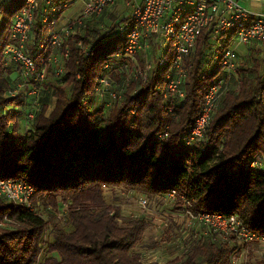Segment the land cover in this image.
Returning a JSON list of instances; mask_svg holds the SVG:
<instances>
[{
	"label": "trees",
	"instance_id": "16d2710c",
	"mask_svg": "<svg viewBox=\"0 0 264 264\" xmlns=\"http://www.w3.org/2000/svg\"><path fill=\"white\" fill-rule=\"evenodd\" d=\"M24 1L0 4V177L25 179L35 189L34 205L65 204L68 212L45 239L49 220L0 199V264H37L43 252L45 264H145L136 246L146 217L122 216L104 189L129 191L155 205L174 190L192 212L236 215L246 229L264 237V166H248L255 156L264 157V62L260 70L256 65L238 69L237 89L218 101L202 139L187 147L184 138L218 71L205 54L207 36H199L187 59L181 99L163 98L159 69L105 117L91 109L92 89L101 65L120 52L124 39L115 29L120 21L105 31L92 27L95 35L76 37L91 42L90 53L82 58L69 44L65 84L45 94L32 129L24 131L22 98L5 96L12 70L3 60L11 18ZM48 96L53 105L44 115ZM162 133L166 137L158 141ZM240 253L231 240L207 237L164 264H232Z\"/></svg>",
	"mask_w": 264,
	"mask_h": 264
},
{
	"label": "built area",
	"instance_id": "2783aa9c",
	"mask_svg": "<svg viewBox=\"0 0 264 264\" xmlns=\"http://www.w3.org/2000/svg\"><path fill=\"white\" fill-rule=\"evenodd\" d=\"M76 1L81 5L77 14L63 21L58 16L69 6L68 0H25L11 18L10 41L4 47L3 60L5 67H9L14 74L5 96L22 98L24 131L32 129L41 99L48 94V90L65 84V65L70 58L69 44L73 43L78 56L87 57L92 44L82 40L80 34L86 32L88 21L99 17L115 2ZM2 2L4 0H0V4ZM129 5L131 10L127 19L115 28L124 39L123 46L120 52L112 54L101 65V75L95 79L92 89V106L103 109L110 103H120L126 87L133 83L144 84L149 73L159 69L164 71L163 98L181 99L186 66H189L186 65L187 59L203 34L210 43L207 51L209 63L216 64L218 71L203 94L198 114L184 138V145L191 147L202 139L218 101L237 89L239 66L231 44L237 42L250 46L257 43L264 46V13H253L235 0H142L140 4L129 0ZM114 72L119 78L117 84L111 77ZM74 77L78 78L77 72ZM34 98L40 100L31 105V101L35 102ZM165 137L166 133H162L156 139L162 141ZM248 166L262 168L264 157L255 156ZM34 192V187L25 179L0 177V199L15 207H25L35 212ZM135 202L153 231L165 227L168 222L180 231V237L182 233L186 237L182 242H173L177 252L169 254L173 255L171 258L156 257V251L150 253L152 250L148 249L141 252V263L164 264L179 259L195 241L207 237L217 242L231 240L241 253H247L253 243H264V237L246 229L236 215L192 212L190 203L174 190L165 193L161 202L152 207L141 196L136 197ZM177 203L183 204L182 209L175 208ZM45 210L60 221L68 212L65 204L58 208L46 205ZM4 221L12 223L6 218ZM146 229L148 227L145 225ZM153 242L160 245L156 238H153Z\"/></svg>",
	"mask_w": 264,
	"mask_h": 264
},
{
	"label": "rangeland",
	"instance_id": "374dc122",
	"mask_svg": "<svg viewBox=\"0 0 264 264\" xmlns=\"http://www.w3.org/2000/svg\"><path fill=\"white\" fill-rule=\"evenodd\" d=\"M104 21H107V20L100 19V20H98V22H96V24H104ZM104 26L108 27L109 25H104ZM114 33H115V30H114ZM205 54H207L206 50H205ZM263 62H264V54L262 57H259L258 60H248L247 66L246 65L245 66L250 67L251 65L252 66L256 65L260 70L262 65H263ZM140 63L141 62H139V64ZM241 64H242V61L238 60V66H239L238 69L241 68V66H242ZM243 65H244V63H243ZM13 74L14 73H11V75H10L11 79H13ZM111 77L113 79L114 84H117L119 81L117 74L114 72ZM134 85L136 86V84H130L128 87L125 88L124 95H123L124 97L128 93L132 94L133 92H135L136 87ZM66 88H67V86L65 87V90H66ZM50 93H51V91L48 90L49 95H51ZM34 99H35V102L31 101V105L38 103L40 100L39 98L38 99L34 98ZM41 100H43V98ZM46 101H47L48 105L44 111V115H46L48 113V111L51 109V107L53 105V97L48 96ZM115 104L116 103H110V106H107V108H103V109H99V110H102L103 113L105 114L104 116L106 117L110 111L112 112V108ZM117 106H118V104H116V107ZM93 107L94 106L91 105L92 110H97L95 107L94 108ZM21 113L23 114V110H21ZM20 127H23L22 121L20 122ZM104 192H105V196H106V199L108 202H111L112 204L118 205L119 211H120L122 216L135 217V216L141 215L140 210L136 206V202H135L136 197L133 196V194L131 192L128 191L124 194H121V192H118L115 190L114 194H111L109 189H104ZM111 195L113 196L112 198H111ZM113 200H116V202ZM146 201L149 203L150 207H152L155 204V201H153V199L151 200L149 198L148 200L146 199ZM38 202L39 201H37V203L35 205V206H37V208L35 210H37L40 213V215H42L44 217V219L49 220L47 229L45 230V239H47L49 227H51L53 223H56V221H58V223H59L58 225H62L63 221L58 220L52 214L46 212V210L41 205L40 206L38 205L39 204ZM182 207H183V204H179V203H177L175 206V208H179V209H182ZM57 213L59 214L60 212L58 211ZM145 225L148 227V229H146L144 231V234L142 236L141 241L136 246V250L142 251V253L145 250L151 249L152 251L150 253L156 251V253L154 255L156 257H164L165 259L171 258L173 255H171V256H168V255L174 254L177 252L176 247L174 246L173 242H178L180 240L182 242L186 238L183 233L181 234V237H180V231L173 228V226H171L172 224H170V223L168 224V222H166L167 228H165L166 226L162 227V228H155L154 231H153L152 227H150V224L148 222H146ZM153 238H156L159 241L160 245L153 247L152 246ZM150 253H148V254H150ZM45 258H46V253L43 252L41 255V258H39L37 264H45L44 263ZM232 264H264V243L263 244L253 243L251 245V247L249 248L247 253L243 252V253L234 255V257L232 258Z\"/></svg>",
	"mask_w": 264,
	"mask_h": 264
},
{
	"label": "crops",
	"instance_id": "0c3cea01",
	"mask_svg": "<svg viewBox=\"0 0 264 264\" xmlns=\"http://www.w3.org/2000/svg\"><path fill=\"white\" fill-rule=\"evenodd\" d=\"M240 6L253 13H264V0H235ZM136 4H140L142 0H134ZM73 6V7H72ZM80 2L76 0H70L69 6L62 10L59 14L60 21L65 20L68 17H73L77 14V11L80 7ZM72 7V8H71ZM131 8L129 5V0H115V2L106 8L99 17L95 18L92 21L87 22V31L85 27V33H89L90 36L95 35V32L89 31L92 27H98L100 31L104 29L111 28L113 25L117 24L119 21L127 18ZM64 14V15H63ZM104 19V24H96L98 20ZM104 25H109L104 26ZM80 34V35H84ZM91 43V42H90ZM159 46V45H158ZM235 53L237 62L242 61V66H247L248 60H258L259 57H262L264 54V46H261L257 43L251 44L250 46L242 45L241 43L234 42L231 44ZM160 47V46H159ZM155 53V52H154ZM246 62V63H245ZM244 63V65H243ZM246 65V66H245Z\"/></svg>",
	"mask_w": 264,
	"mask_h": 264
}]
</instances>
